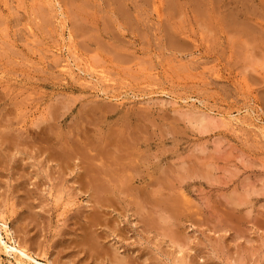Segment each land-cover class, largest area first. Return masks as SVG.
<instances>
[{
	"label": "rangeland",
	"instance_id": "1",
	"mask_svg": "<svg viewBox=\"0 0 264 264\" xmlns=\"http://www.w3.org/2000/svg\"><path fill=\"white\" fill-rule=\"evenodd\" d=\"M0 211L41 263L264 264V0H0Z\"/></svg>",
	"mask_w": 264,
	"mask_h": 264
},
{
	"label": "bare ground",
	"instance_id": "2",
	"mask_svg": "<svg viewBox=\"0 0 264 264\" xmlns=\"http://www.w3.org/2000/svg\"><path fill=\"white\" fill-rule=\"evenodd\" d=\"M49 134V133H48ZM53 134V133H52ZM50 135V134H49ZM48 135V136H49ZM52 136V135H51ZM113 137V136H112ZM118 137V136H117ZM45 138V137H44ZM43 138V139H44ZM51 138V137H50ZM48 139V138H47ZM52 140H54L53 138H51ZM106 140V139H105ZM107 140H109V139H107ZM114 140H118V139H114ZM119 141V140H118ZM47 142H48V140H47ZM53 142H55V141H53ZM49 143V142H48ZM51 143V142H50ZM66 143V142H65ZM112 143V142H111ZM68 144V143H67ZM116 144V143H115ZM107 145V144H106ZM117 145V144H116ZM48 146H50V145H48ZM51 147H53V146H51ZM51 147H50V149H51ZM72 147V146H71ZM48 148V147H47ZM62 148H63V146H62ZM68 148V147H67ZM63 149L61 152H56L55 151V148H52L53 150L49 153V155H51L50 157L52 158V160H55V161H57V162H62L63 164L65 163V162H69L70 160H69V155H70V153H72L71 152V148H69V149ZM50 149L49 150H47V151H50ZM60 150V148L58 149V151ZM75 150V149H74ZM73 150V151H74ZM75 151H79V150H75ZM80 152H81V150H80ZM84 152V151H83ZM79 153V152H78ZM75 154H77L76 152H75ZM75 154H72V156L74 155L75 156ZM78 155V154H77ZM76 155V156H77ZM75 156V157H76ZM74 157V158H75ZM81 157V156H80ZM72 158V157H71ZM70 158V159H71ZM76 158H78V157H76ZM73 160V159H72ZM82 161L83 160H85V158H83V159H81ZM54 161V162H55ZM88 161V160H87ZM86 162V161H85ZM83 163V162H82ZM87 163V162H86ZM89 163V162H88ZM91 164H89V166H90ZM83 166V165H82ZM85 167V165L82 167V169L81 170H84L83 168ZM87 167V166H86ZM85 167V168H86ZM81 168V167H80ZM87 169H89V168H87ZM86 170V169H85ZM93 172L95 171V170H92ZM96 171H99L100 172V170H97L96 169ZM87 173H88V171H86ZM96 174V173H95ZM99 174V173H98ZM98 174H96V175H98ZM101 174V173H100ZM91 175H93V173L91 174ZM90 175V176H91ZM94 177H97V176H95L94 175ZM101 177V176H100ZM99 177V178H100ZM98 178V177H97ZM96 178V179H97ZM98 178V179H99ZM103 178V177H102ZM104 179V178H103ZM102 179V180H103ZM101 180V179H100ZM80 181H82V180H80ZM95 181H97V180H95ZM94 181V182H95ZM99 181V180H98ZM97 181V182H98ZM84 182V181H83ZM93 182V181H92ZM93 182V183H94ZM101 182V181H100ZM100 182H98V184L100 183ZM103 182V181H102ZM105 182V181H104ZM110 183V182H109ZM108 183V184H109ZM84 184V183H83ZM85 184H87L85 187L86 188H88V190L86 191V192H89V190L91 191V192H93L94 191V193H98L99 191H100V189H99V185H96V184H89L87 181L85 182ZM84 184V185H85ZM113 184V183H112ZM92 186L94 187V188H92ZM106 186V185H105ZM105 186H103L104 188H108L107 186L105 187ZM98 187V188H97ZM102 187V186H101ZM100 187V188H101ZM114 187H115V185H114ZM116 187H117V185H116ZM104 188L103 189H101L102 191H104L105 192V190H104ZM92 189V190H91ZM109 189H112L111 187L109 188ZM96 190H99V191H96ZM113 190V189H112ZM84 191H85V189H84ZM96 191V192H95ZM102 191H100L101 193H103ZM110 191V190H109ZM99 192V193H100ZM100 193V194H101ZM106 193V192H105ZM109 193V192H108ZM107 193V194H108ZM88 194H93V193H88ZM95 195V194H94ZM93 195V196H94ZM113 195V194H112ZM101 197H103V196H101ZM100 197V198H101ZM91 198H93L92 196H91ZM94 198H95V196H94ZM98 198V197H97ZM104 198V197H103ZM105 198H107V196H105ZM95 200H97V199H95ZM102 200H104V199H102ZM108 200V199H107ZM92 201H93V199H92ZM98 201V200H97ZM97 203V202H96ZM99 203H100V201H99ZM106 203V199H105V201H104V203L102 204V202H101V204L102 205H104ZM108 203H109V200H108ZM94 206V205H93ZM97 206H99V205H96L95 204V206H94V208L95 207H97ZM102 207V206H101ZM100 207V208H101ZM98 208H96V210H97ZM93 210H95V209H93ZM98 211V210H97ZM97 213H99V212H97ZM94 214H96V213H94ZM98 215V214H97ZM90 217V216H89ZM94 217H97V216H92V218L91 219H94ZM97 219H98V217H97ZM96 220V219H95ZM86 221H89V223H91V221L90 220H86ZM96 222H97V220H96ZM95 222V223H96ZM87 223V222H86ZM88 223V224H89ZM94 222H92V224H93ZM94 223V224H95ZM97 225V224H96ZM96 225H94V227L96 226ZM92 225H90L89 226V228L91 227ZM93 227V226H92ZM10 233V232H9ZM8 233V229H7V222H6V219L5 218H3V213H2V211H0V254H5V255H7V256H10V257H12V259H14L13 261H15V264H49L48 262H44V263H41V262H38L37 260H35L33 257H32V255H30L29 253H30V251H27L26 249H24V247H22V246H20L19 247V245H17L15 242H13V240H12V235H11V238L9 237V234ZM86 234V233H85ZM82 236V235H81ZM83 236H84V234H83ZM82 236V238L81 239H79V242L81 241V243H82V245L83 246H85V248L87 249H90V251L93 253V254H91V255H94V252H97L98 253V251H99V249H100V247H101V244L99 243V241L97 240V239H95V238H93V237H91V235H89L91 238H89L88 237V235H87V237H83ZM92 236H94V235H92ZM96 237V236H95ZM5 240V241H4ZM78 242V243H79ZM9 243V244H8ZM80 243V244H81ZM81 246V245H80ZM89 251V250H88ZM116 251V250H115ZM115 251L113 252V253H115ZM29 252V253H28ZM115 255H116V253H115ZM12 263V262H11ZM10 264V263H9Z\"/></svg>",
	"mask_w": 264,
	"mask_h": 264
}]
</instances>
